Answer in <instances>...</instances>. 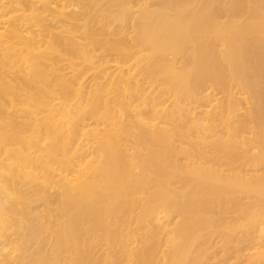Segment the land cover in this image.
<instances>
[{"label": "bare ground", "instance_id": "obj_1", "mask_svg": "<svg viewBox=\"0 0 264 264\" xmlns=\"http://www.w3.org/2000/svg\"><path fill=\"white\" fill-rule=\"evenodd\" d=\"M191 1L187 7L202 2ZM249 1L210 0L216 10L204 0L208 8H200L201 12L188 8L187 13L207 26L201 29L208 32L214 15L213 21L223 23L225 17L226 25V21L237 23L246 20V7L253 6L254 30L264 36V0ZM178 3L0 0V264H264V107L256 109L262 116L256 110L251 116L247 105L239 118L238 109L232 118L225 108L227 117H217L212 110L216 117L208 119L207 111L198 108L203 98L196 97V107L208 119L201 117L206 125L195 107L186 109L188 114L193 110L191 117L186 111L178 116L177 110L186 106L175 102L179 86L176 71L170 69L178 65H173L171 56L179 58L182 51L175 48L181 40L179 24L187 28L186 11ZM205 8L214 14H205ZM180 16L183 26L174 24ZM187 34L184 40L190 38ZM220 34L216 33L220 38L211 35L221 40ZM231 34L228 44L236 38L237 44L238 36L243 43L242 35ZM207 37L198 43L201 47L208 50L213 44L214 50L219 48L217 54L224 50ZM224 38L227 41V35ZM220 40L225 47V40ZM195 41L190 42L193 47ZM206 41L207 46H202ZM255 41L244 49L254 45L256 52ZM183 42L181 46L187 47ZM259 46L264 53V44ZM200 48L198 52L203 51ZM249 48L244 52L254 54ZM192 52L187 53L189 58L194 57ZM187 54L184 63L190 60ZM210 56L203 59H217ZM259 58L264 62V56ZM193 60L191 68L198 63ZM223 61L224 57L221 63L226 67L220 66L224 70L231 64ZM244 65L246 69L250 64ZM256 68L255 74L253 69L246 70L249 78L264 73ZM87 73L90 81L85 84ZM233 74L235 80L242 77ZM254 77L251 81L260 82ZM251 81V88L264 89L262 82L261 87ZM248 85H243L247 91ZM180 87L184 90V85ZM259 96L261 106L264 99ZM249 98L253 102L254 96ZM165 100L170 106H165ZM248 165L255 167L254 172L251 168L247 174ZM170 218L174 221L168 228ZM241 244L247 252L241 253Z\"/></svg>", "mask_w": 264, "mask_h": 264}, {"label": "rangeland", "instance_id": "obj_2", "mask_svg": "<svg viewBox=\"0 0 264 264\" xmlns=\"http://www.w3.org/2000/svg\"><path fill=\"white\" fill-rule=\"evenodd\" d=\"M176 1H177V2L179 1L180 3H181V2H182V3L185 2V4L183 5L182 8L180 7V6L182 5V3H181V4L178 3V4H180V5H179V9H180V10L184 8V9H183V10H184L183 12L186 11V13L184 14L185 16L183 15V18H184L183 20H185V18H186V21H183V23L185 22V24H186V25H185V28H186V27H187V28H186V31H185V29L183 30L182 27L180 28V24H179V28L177 27L178 25H175V26H174V28L177 27L178 30L180 29V31L178 32V33H179L178 36L181 38V40L178 39V40H180V42H179L178 40H177V41H178L177 44H176V42H175V46H177V47H175V48L180 49V51H181V50H182V51H181V52L179 51L180 54H179V52L177 51L178 54H179V56H180L179 58L181 59L180 61L175 59V58H178V56L175 57V58H172V56H171V54H170L171 59L173 60V65L176 66V64H177L178 67L180 68V64H182V62L184 61V54H185V53H186V54H187V53L190 54V52L193 51V48H194L195 46H196L197 48L195 47V48H194V50L196 49L195 52H194V51L192 52V53H194L195 55H194V54H192V55H194L195 58L199 56L198 59H195V58L193 57V58H194V60H193V58H191L192 56L189 58L190 55L187 54V56L189 55L188 58H189L190 60H189V59H188V60L190 61V63H192V60H193V62L196 60V62L198 61V63H197L196 66H192V68H191V65H190L189 61H188V63L185 62V63L188 64V66L183 62V64H185V65L182 64L184 68H183V67H181V68L183 69L182 71H183L184 73H182V71H181L177 66H176L177 69L174 68L175 66L173 67V68L176 69V70L170 69V71H176V73H175L174 75H175V77H176V83H178V86H179V88L177 87L178 89L176 88V92L178 91V92H177V95H180V96H179V97L177 96L178 98H175V102H177V103L179 102V105H180V106H181V105L183 106V104H181L180 102H184V105L186 106V108H183V109H181V110L179 109V111L177 110L178 116H180L179 114H180V112L182 113V111H183V113H185L186 109H190V108H192V107H193V108L195 107V108L198 110L199 107H202V108H200V109H204L205 111H207V112H205V114H206V116H207L208 119H209V118H212V117H216V116H217V117H218V116H219V117H225L224 115H226V117H227V113H228V112H227V111L225 112V110H224L225 108H226V110L230 111V112H229V113H230V116L232 115V113H233V114L237 113L236 110L238 109V110H237V111H238V113H237L238 116L236 115V118H239V117H240L239 114H241V112L243 111V108H244V110H245V108L247 107V105H249L250 108H253L252 110L249 109V107L246 108V110H249V112L251 111V112H250V113H252L251 116H253V115H254L253 110L258 109V107H264V106H262V103H264V100H262V103H261V106H260V104L258 103L259 101H258V99H257L259 95H260L259 97H260L261 99H264V96H262V95H264V92H262V90H264V89L260 90V87L256 86L257 89H259V94H258V93H257L258 90L255 89V88H254L255 86L253 85L254 92L256 91V92H255V95H253L254 92H250V89H251V91L253 90V88L250 87V86L252 85V84H250V81H251V78H253L254 76L251 77V78H249V77H250V72H247V71H246V70H248V71H252V69H253L252 73H254V72H255L254 69H255L256 67L258 68V69L256 68V72H257V73H259V71H257V70H260V73H262L261 71H264V70H262V69H264V68H262V66H264V62H260V59H261V58H259L261 55L264 56V53H262V54L260 53L262 49H261V46H259V45L264 44V43L260 44V43H261V40H264V38H262V37H264V36H261V35L259 34V32H257V31L254 30V28H255V26H256L255 23L253 22V18H254V17L252 16V11L254 10V7H253V6H249V5H248V7H246V10H245V11H247V12L249 11V12L247 13L246 20L241 21V22L238 21V22H237L238 24L236 23V21H235V23H234L233 21H232V22H231V21H229V22L226 21V23H227L228 25H229L230 22L232 23V24H230L229 26L226 25V24L224 23V22H225V20H224L225 17H224L223 19H221L223 23H221L220 20H218V21H217V20L213 21V20H214V17H215V15H214L213 20H212L213 23H212V24H209V26H208V27H210V28H212V29L209 28V30H208V32H207L206 29H205V31L201 29V28H207V26H206V27H203V25L201 24L200 20H197V18H194V16L192 17L191 15H188V13H187V12H188L189 10H191V9H193V10H194V9H195V10L198 9V11L201 12V10H202L204 7H206V6H205V3L203 2L204 0H202V2H203V6H202V2H201L200 4L197 3V2H196V3L194 2L195 4H197V7H198V8L195 7V4H194V3H193L194 8H193V6H190V5H192V1L188 3V1H190V0H188V1H186V0H181V1H180V0H176ZM183 1H184V2H183ZM208 1L210 2V0H207V2H208ZM248 1H249V0H248ZM253 1H254V3H255V2H257L258 0H253ZM253 1H252V2H253ZM259 1H261V0H259ZM259 1H258V2H259ZM205 2H206V0H205ZM250 2H251V0L249 1V3H250ZM186 4H187V5L190 4L189 6L192 7V8L187 7ZM207 4H208V3H207ZM210 4H211V2H210ZM252 4H253V3H252ZM199 5H200L201 7H199ZM209 6H211V7H209ZM156 7H157V6H156ZM156 7L153 5L151 8H155V9H156ZM186 7H187V9H186ZM202 7H203V8H202ZM208 7H209V9H211L213 6H212V4H211V5H208ZM208 7H206V8H208ZM188 8H189V10H188ZM200 8H202V9L199 10ZM206 8H205V10H206L207 13L204 12V11H203V12H204L205 14H209V12H208V10H207ZM213 8H214V7H213ZM213 8H212V9H213ZM250 8H251V12H250V10H248V9H250ZM214 9H216V7H215ZM218 9H219V8H218ZM218 9H216V10H218ZM200 12H199V13H200ZM203 12H202V13H203ZM213 12H214V11H213ZM200 14H201V13H200ZM200 14H199V15H200ZM205 14H204V15H205ZM210 14H214V13H212V12L210 11ZM210 14H209V15H210ZM204 15H202V16H204ZM209 15H208V16H209ZM187 16L189 17L188 20H187V18H188ZM202 16H201V18H203ZM208 16L205 15V17L209 18ZM210 16H212V15H210ZM157 17H158V16H157ZM181 17H182V16H180V19H179L180 21H177L178 19H176V20L174 21V24H176V23L178 24L179 22H181V24H182L181 26H183V23H182V21H181ZM191 17H192V18H191ZM165 18H166V17H165ZM190 18H191V19H190ZM199 18H200V17H199ZM159 19H161V18H159ZM168 19H169V18H168ZM230 19H231V18H230ZM169 20H170V19H169ZM196 20L199 22L200 25H202V27H200V25L198 24V22H197ZM176 21H177V22H176ZM216 21H217V22H216ZM188 22H189V25H188ZM195 22H197V24L199 25V27L196 25ZM214 22L217 23V24H215ZM239 22H240V23H239ZM218 24H220V25L222 24V27H221L220 25H218ZM223 24H225L226 29L224 28V25H223ZM216 25L219 26V27H218L219 32L216 30ZM231 25H232V26H231ZM233 25H235V26H237V27L234 26V29H233ZM188 26H190V27L192 26V27L190 28V27H188ZM230 26L232 27V32H231V27H230ZM238 26H239V27H238ZM193 27H194V29H193ZM229 27H230V31H229ZM241 27H242V29H241ZM188 28H189V29H188ZM196 28H197L198 31H195ZM220 28L223 29L224 31L221 30V31H222V32H221V31H220ZM235 28H236V29H235ZM251 28H252V30H251ZM181 29H182V30H181ZM187 29H188V30H187ZM192 29H193V30H192ZM227 29H228V30H227ZM238 29H239V30H240V29L242 30V31L240 30L241 33L238 31ZM245 29H246V30H245ZM233 30L236 31V32H239V33H236V34H235V33H233ZM253 30H254V31H253ZM181 31H182V32H181ZM184 31H185V33H184V35H183V32H184ZM190 31H191V32H190ZM192 31H195L196 33L199 32V33L196 35V33L192 32ZM209 31H210L211 34L215 33V36H216V37H219L218 35H216V33H219V34L221 33V34H220V36H221L222 33L225 32L226 35H227V38H228L227 41H226V39L224 38V36H226L225 33L223 34L224 36H223V35L221 36V40H222V41L219 39L220 37H219L218 39H219L222 43H223V41L225 40L224 42L227 43L226 46H228V48H230V49L233 50V51H235L234 49H236V51H237L238 49H240L238 53L236 52L237 54L234 52L237 56H236V55H233L234 53H232L233 51L231 52L230 49H229L230 51H229L228 49H226V48H227L226 46H225V47L222 46L223 44L219 43V42H218L219 40H218L217 38H216V40H215V38H213V37H215V36L209 34ZM212 31H213V33H212ZM243 31H244V32H243ZM250 31H251L252 34H253V32H254V34H256V35H255V36H256L255 38H256L257 41L254 40V34L252 35V34L250 33ZM202 32H203V33H202ZM245 32L247 33V35L245 34ZM187 33H188V34H187ZM192 33H194L195 35L193 36ZM200 33H202L203 35H201ZM205 33H206V34H205ZM231 33H232V34H231ZM186 34H187V36L189 35V37H190V38H188V37L186 36V38H188V40H187L186 38H185L186 40H184L183 37H182V36L185 37ZM230 34H231V36H233V37H235V36L237 37V36H238L237 34H239L240 36L242 35V37H243V43L240 41L241 39H240L239 36H238V40H239V41L237 42V44H238V43L240 44V42H241V44H242V46H243V49L240 48V47H238L239 44H238V45L236 44V41H235V40H237L236 37H235L236 39H234V40H233V38L231 37V39L233 40V41L231 40V41H232V42H231L232 44H228V43H229V40H230ZM244 34H245V36H246L247 38H246L245 36H243ZM198 35H200V36H198ZM207 35H211L212 37H210V36H208V37L212 38V39L216 42V43H215L213 40H211L212 43L219 44V45H217V48H218V47L223 48L226 52H225L224 50L220 49L219 54H217L218 52L215 53L216 51H218L219 48L216 49V50H214L213 47H212L213 44L211 43L212 46L209 45L210 42H209V44H208V45H209V46H208L209 48L207 47L208 50H207L206 48H204V47H201L200 45H201V43L205 42V40H206L205 38L207 37ZM248 35H250V37H249ZM195 36H197V37H195ZM204 36H205V37H204ZM252 36H253V37H252ZM258 36L261 37L260 40H259V37H258ZM200 37H204V38H201V39H200ZM208 37H207V40H208ZM222 37H223L224 39H223ZM257 37H258V39H257ZM191 38H193V40H192ZM195 38H198V39H195ZM248 38H251V44H254V43H252V42L255 41V47H254V48H256V49H255L256 52H255L254 49H252L254 45L252 46L251 49H252L253 51H251V52H254V54L252 53V54H250V55H249V53H246V52H248L247 49H248L249 47H247V49H246L247 51L244 49V47L248 44L247 41L250 42V39H248ZM189 39L192 40V41H190ZM199 39H200V40H199ZM202 39H204V40H202ZM245 39H247V41H246ZM195 40H197V43H196ZM198 40H199V41H198ZM258 40H259V41H258ZM183 41H185V43H186V42L188 43V44H184V45L187 46V47H185V48H184V46H181V43H182ZM193 41H195V43H194L195 46H194V47H193L192 44H190V42L192 43ZM208 41H209V40H208ZM245 41H246V42H245ZM244 42H245V43H244ZM256 42H257V43H256ZM259 42H260V43H259ZM183 43H184V42H183ZM183 43H182V44H183ZM198 43H199L200 45H199ZM258 43H259V44H258ZM241 44H240V46H241ZM243 44H244V45H243ZM245 44H246V45H245ZM251 44L249 43L247 46H249V45H251ZM178 45H179V46H178ZM220 45H221V46H220ZM224 45H225V44H224ZM229 45H231L232 47H230ZM233 45H234L235 47H234ZM236 45H237V46H236ZM256 45H258V46H256ZM190 46H191V47H190ZM198 46H200L201 48L198 47ZM202 46H207V41H206L205 45L202 44ZM214 46H215L214 48H216V45H214ZM242 46H241V47H242ZM179 47H180V48H179ZM250 47H251V46H250ZM258 47H260V51H258ZM188 48H190L191 51H190V49L188 50ZM199 48H200V50H203V51L206 50V51H207V53H206V51L204 52V53H205L204 57H200V56H203V54H202L203 51L198 52V51H199V50H198ZM202 48H203V49H202ZM262 48H264V47H262ZM177 49H176V50H177ZM183 49H184V50L186 49L187 51H190V52H187V51L184 52ZM251 49L249 48V50H251ZM176 50H175V51H176ZM221 50H222V51H221ZM208 51H209V52H208ZM212 51H213V52H212ZM223 51H224V52L226 53V55H227V58H226V59H225L226 55H224V52H223ZM228 51L231 52L232 55H231V53L229 54ZM241 51H243V52L246 51V52H244V53L247 54V55H245V54L242 53ZM177 52H176V53H177ZM201 52H202V53H201ZM221 52H223V53L220 54ZM227 52H228V53H227ZM240 52H241V54L239 55ZM258 52H259L261 55L258 54V55H260V56L257 57L258 59H256L255 56H258V55H255V54L258 53ZM196 53H197V55H198V54H199V55L197 56ZM209 53H210V54H209ZM178 54H177V55H178ZM181 54H182V55H181ZM208 54H209V55H208ZM242 54H243V55H242ZM210 55H216L217 59H215V60H211V58H210L211 61L208 60V62H207L206 60H207L209 57H211ZM221 55H223V56H221ZM241 55H242V56H241ZM253 55H254V56H253ZM110 56H111V55H110ZM110 56H105V57L108 58V57H110ZM206 56H207L208 58H207L206 60L203 59V58H205ZM219 56H220V57H219ZM229 56L232 57V58H229ZM234 56H235V57H234ZM238 56L243 57V58L246 57L247 60H246V58H244V60H246V62H245V61H244V62H241V61H243V59L241 60L240 57H239L238 59H236V57H238ZM248 56L253 58V59L251 58V61H252V62H249L250 60H249ZM111 57H112V56H111ZM111 57H110V58H111ZM221 57H222V58H221ZM223 57H224V61H225V62H226L227 59H228V61H227V66H229V65L231 64V65H230L231 67L229 66V67H227V68L224 69V70L221 69V67H226V66H225L226 63H225L224 61H223V63H225V64H222V63H221V61L223 60ZM179 58H178V59H179ZM185 58H186V57H185ZM233 58H235V60H232ZM108 59H109V58H108ZM186 59H187V58H186ZM202 59H203V60H202ZM262 59H264V58H262ZM174 60H175V61H174ZM229 60H230V61H229ZM231 60H232V61H235L237 65L235 64V62L232 63ZM237 60H238V62H237ZM239 60H240V61H239ZM257 60H258L259 62H258ZM169 61H170V60H169ZM176 61H178V62L176 63ZM186 61H187V60H186ZM205 61H206V62H205ZM212 61H213V62H212ZM214 61H216V62L218 61V62L216 63V62H214ZM254 61H256V62H254ZM196 62H195V63H196ZM199 62H200V63H199ZM209 62H212V63L216 64V66H217V65H219V66L216 67V66H214V64H212V63H211L212 65H210ZM228 62H229V63H228ZM61 63H62V62H61ZM174 63H175V64H174ZM195 63L192 64V65H195ZM218 63H219V64H218ZM220 63H221V65H220ZM240 63H242V64H240ZM248 63H249L250 65H249ZM257 63H259V64H257ZM260 63H261L262 65H261ZM199 64H200V65H199ZM243 64H247V65H244V66H246V67H248V65H249V67H248L249 69H248V68L245 69V68L242 66ZM63 65H64L63 68H65V69H64V72L69 71V70H67V69H69V68H66V67H65V63L62 64V66H63ZM66 65H67V67H68V64H66ZM170 65H171V64H170ZM253 65H254V66H253ZM257 65H258V66H257ZM259 65H260L261 68H259ZM185 66H186V68H185ZM220 66H221V67H220ZM233 66H234V67H233ZM237 66H238V67H241V66H242L241 69H240V70H242V71H240V70L237 68ZM255 66H256V67H255ZM170 67H171V66H170ZM232 67H233V68H232ZM235 67H236L237 70L235 69ZM187 68H188V69H187ZM193 68H194L195 70H194ZM196 68H197V69H196ZM228 68H229V70H232V69H233L234 72H238L239 75H242V77L244 76L243 74L247 75L248 77H246V76H245V78L243 77V78H244V81H246V83L241 79L242 77H240V76H239V77H240L241 80L239 79L238 76H237L236 80H235V78L231 77V76H233V75L235 76V74H233V73H234V72H233V73H231V74L229 75V73H230L231 71H229V73H228V72L226 71V70H228ZM230 68H231V69H230ZM190 69L194 70L195 73H194L193 71H191ZM66 70H67V71H66ZM177 70H180L181 72H179V71H177ZM186 70H187V72H186ZM197 70H198V71H197ZM190 71H191V72H190ZM208 71H209V73H208ZM221 71L223 72V74H222ZM224 71H226L227 74H224ZM178 72H179V73H178ZM212 72H213V73H212ZM226 72H225V73H226ZM177 73H178L179 75H178ZM189 73H190V74H189ZM196 73H197V74H196ZM199 73H200V74H199ZM252 73H251V75H253ZM180 74H181V75H180ZM187 74H188V75H187ZM204 74H206V75L204 76ZM214 74H215V75H214ZM254 74H255V73H254ZM262 74H264V73H262ZM262 74L260 75L261 77H259L258 74H256V76H255L254 78H255L256 80H260V82H262V84H264V81H262V80H264V78H262V77H264V76H262ZM89 75H90V74L87 73L86 76H85V81H84V83L86 82L85 84H88V82L90 81V77H89ZM189 75H190V76H189ZM213 75H214L215 77H217V76H218V77L215 78ZM216 75H217V76H216ZM87 76H88V77H87ZM177 76H179V77L177 78ZM184 76H185L186 78H185ZM194 76H195V77H194ZM257 76H258L260 79H259ZM189 77H190V78H189ZM206 77H207V78H206ZM228 77H229L231 80H229ZM192 78H193V79H192ZM196 78H197V79H196ZM220 78H221L225 83H223V81H222ZM232 78H233V79H232ZM248 78H249L250 81H248ZM261 78H262V79H261ZM178 79H180V80H178ZM188 79H189V81H188ZM224 79H225V80H224ZM237 79H238L239 81H241V82L238 83ZM245 79H247V80H245ZM255 79H253V80L255 81ZM181 80H182V82H181ZM232 80H233V81H232ZM186 81H187V82H186ZM192 81H193V84H192ZM210 81H211V82H210ZM229 81H230V83L228 84ZM235 81H236V82H235ZM242 81H243V83H242ZM185 82H186V83H185ZM234 82H235V83H234ZM258 82H259V81H257V83H258ZM260 82H259L258 84H261ZM184 83H185V84H184ZM211 83H212V84H211ZM220 83H221V84H220ZM231 83H233V85H232ZM241 83H242L244 86H245L246 84H247V85L249 84V85H248V89H249V91L245 90L246 88H243V85H242ZM251 83H256V82L251 81ZM257 83H256V84H257ZM222 84H223V85H222ZM240 84H241L242 86H241ZM258 84H257V85H258ZM262 84H261V87H262ZM143 85L145 86V84H143ZM183 85H184V90H183V87H182V88L180 87V86H183ZM193 85H194V87H193ZM199 85H200V87H199ZM204 85H205V86H204ZM234 85H235V86H234ZM169 86H170V85H169ZM201 86H202V87H201ZM203 86H204V87H203ZM232 86H233V87H232ZM238 86H239V88H238ZM240 86H241V87H240ZM190 87H192V88H190ZM209 87H210V88H209ZM216 87H217V89H216ZM219 87H220V88H219ZM230 87H231V89H230ZM234 87H235V88H234ZM171 88H172V87H171ZM203 88H204V89H203ZM207 88H208V89H207ZM227 88H228V89H227ZM211 89H212V90H211ZM221 89H222V91H221ZM229 89H230V90H229ZM242 89H243V90H242ZM170 90H171V89H170ZM170 90H169V95L172 93V92H170ZM179 90H180L181 93H182L183 91H185V92H183V93L181 94V93L179 92ZM192 90H193V91H192ZM215 90H217V92H216ZM218 90H219L221 93H220ZM237 90H238V91H237ZM241 90H242V91H241ZM189 91H190V92H189ZM207 91H208V92H207ZM223 91H224V92H223ZM229 91H232V92L229 93ZM239 91H241V92H239ZM191 92H192V93H191ZM203 92H204V94H203ZM222 92H223V93H222ZM234 92H235V93H234ZM248 92H249V94L251 93L252 95H249ZM184 93H185V94H184ZM205 93H206V94H205ZM225 93H226V94H225ZM228 93H229V94H228ZM240 93H241V94H240ZM261 93H262V94H261ZM186 94H187V95H186ZM212 94H213V95H212ZM171 95H172V94H171ZM171 95H170V96H171ZM183 95H185V96L182 97ZM196 95H197V96H196ZM226 95H227L228 101H227ZM243 95H245V96H244L245 98L243 97ZM247 95H249V97H250V96H251V97L254 96V98H251L252 101H253V102H251V103H253V105L256 104V107L258 106L257 108H256L255 106H253V105L250 103L251 100H250L249 97L247 98ZM194 96H195V98H194ZM229 96H230V97H229ZM261 96H262V97H261ZM168 97H169V96H168ZM172 97H173V95H172ZM191 97H192V98H191ZM196 97L203 98V101L200 102V105H203V106H200V105L198 106V103H196V99H197ZM206 97H209V98H206ZM223 97H225V98H223ZM255 97H256V98H255ZM166 98H167V94H166ZM170 98H171V97H170ZM205 98H206V100H205ZM230 98H232V99H230ZM235 98H236V99H235ZM260 98H259V99H260ZM164 99H165V98H164ZM167 99L170 101V103L173 102V100L171 101V99H173V98H171V99L167 98ZM178 99H180L181 101L178 100ZM220 99H221V100H220ZM245 99H246V100H245ZM253 99H254V100H253ZM255 99H257V100H255ZM168 100H167V101L165 100L167 105H165V104H164V105H165L166 107H168V105H169V103H167ZM190 100H191L192 103L190 102ZM193 100H194V101H193ZM186 101L188 102V105H187ZM205 101H206V103H205ZM235 101H236V102H235ZM245 101H246V102H245ZM255 101H257V103H256ZM217 102H218V103H217ZM222 102H223V103H222ZM244 102H245V104H244ZM254 102H255V104H254ZM173 103H174V102H173ZM173 103H172V104H173ZM219 103H221V104H219ZM224 103H225V106H224ZM226 103H228V104H226ZM229 103H230V104H229ZM239 103H240V104H239ZM192 104H193V105H192ZM216 104H218L219 106L216 105ZM222 104H223V105H222ZM231 104H232V105H231ZM257 104H258V105H257ZM173 105H174V104H173ZM239 105H240L241 107H240ZM244 105H246V106H244ZM169 106H170V105H169ZM174 106H175V105H174ZM174 106H171L170 108H172V107H174ZM185 106H183V107H185ZM190 106H191V107H190ZM196 106H198V108H197ZM223 106H224V107H223ZM217 107H218L219 109H218ZM235 107H236V108H235ZM254 107H255V108H254ZM214 108H215V109H214ZM222 108H223V110H224L225 113H220V110H222ZM231 108H232V109H231ZM196 109H194V110H196ZM216 109H217L218 112L221 114V116H220V114H218L217 112L215 113V111H217ZM234 109H235V110H234ZM239 109H242V110H239ZM197 110H196V113H197V112L199 113V111H201V110H198V111H197ZM212 110H213V112H214L213 114H215L216 116H214V115L212 114V112H211ZM214 110H215V111H214ZM231 110H232V111H231ZM258 110H259V109H258ZM260 110H261V108H260ZM256 111H257V110H256ZM256 111H255V113L258 112V111H257V112H256ZM203 112H204V111H201V112L199 113L200 115L198 114L200 118L202 117V115H203V116L205 115ZM210 112H211V113H210ZM221 112H222V111H221ZM234 112H235V113H234ZM249 112L246 111V113H247L248 115L250 114ZM259 112H260V111H259ZM259 112H258V113H259ZM262 112H264V111H262ZM177 113H176V114H177ZM183 113H182V114H183ZM196 113H195V111H194V115H196ZM201 113H202V114H201ZM207 113H208V114H207ZM229 113H228V115H229ZM182 114H181V115H182ZM187 114H188V113H187V111H186V116L191 117L192 114H193V110L191 109L190 114H188V115H187ZM209 114H211V115H213V116L210 117ZM217 114H218V115H217ZM247 114H244V116L247 115ZM184 115H185V114H184ZM184 115H182V116H184ZM194 115H193V116H194ZM198 115H196V116H198ZM208 115H209V117H208ZM222 115H223V116H222ZM241 115H242V114H241ZM259 115L262 116V115H264V114L261 115V112H260ZM186 116H185V118H187ZM206 116H204L203 119L206 118ZM232 116L235 118V115H232ZM232 116H231V117H232ZM242 116H243V115H242ZM255 116H257V114H256ZM260 116H258V117H260ZM199 117H197V118L194 117V118H195V119H200ZM231 117H230V118H231ZM233 117H232V118H233ZM246 117H248V116H246ZM207 118H206V119H207ZM206 119H205V120H206ZM208 119H207V120H208ZM200 120H201V123L204 122L205 124H204V123H203V124L206 125V122H205V121H202V118H201ZM85 122H86V123H91L90 120H89V121H88V120H85ZM207 122H208V121H207ZM245 168H247L248 173L246 172ZM245 168H243V169H244L245 173H247V174H249V173L251 172L249 169L252 168V169H251L252 172H254L253 168L255 169V167H253V166H251V165L245 166ZM222 169L225 170L223 167H222ZM244 171H243V172H244ZM249 171H250V172H249ZM224 172H226V171H224ZM252 172H251V173H252ZM235 193H236L237 195H236ZM235 193H234V195H236V197H239V193H238V192H235ZM169 220H170V222H169V224H168V228L171 226V223L174 221V218H170ZM214 240H215V237H214ZM218 244H219V240H218ZM135 245H136V242L132 244V247H134ZM161 249H163L162 246H161L160 248L157 249V250H159V251H158V255L161 254ZM241 249H243V251H241V253H242V252L245 253V252H247V249H248V248H247L246 245L241 244V245H240V250H241ZM228 263H229V262H226L225 264H228Z\"/></svg>", "mask_w": 264, "mask_h": 264}]
</instances>
